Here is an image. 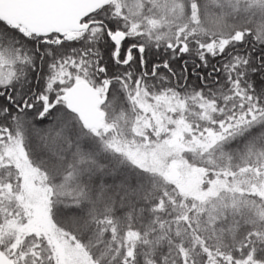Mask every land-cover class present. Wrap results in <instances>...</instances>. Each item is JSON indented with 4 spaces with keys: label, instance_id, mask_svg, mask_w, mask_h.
Wrapping results in <instances>:
<instances>
[{
    "label": "snow or ice",
    "instance_id": "snow-or-ice-1",
    "mask_svg": "<svg viewBox=\"0 0 264 264\" xmlns=\"http://www.w3.org/2000/svg\"><path fill=\"white\" fill-rule=\"evenodd\" d=\"M0 264H264V0H0Z\"/></svg>",
    "mask_w": 264,
    "mask_h": 264
}]
</instances>
